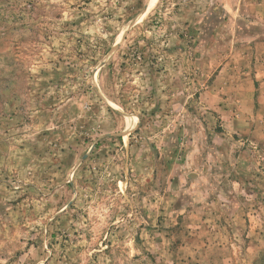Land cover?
<instances>
[{
  "label": "rangeland",
  "instance_id": "rangeland-1",
  "mask_svg": "<svg viewBox=\"0 0 264 264\" xmlns=\"http://www.w3.org/2000/svg\"><path fill=\"white\" fill-rule=\"evenodd\" d=\"M264 0H0V264H264Z\"/></svg>",
  "mask_w": 264,
  "mask_h": 264
},
{
  "label": "crops",
  "instance_id": "crops-1",
  "mask_svg": "<svg viewBox=\"0 0 264 264\" xmlns=\"http://www.w3.org/2000/svg\"><path fill=\"white\" fill-rule=\"evenodd\" d=\"M258 47H259V49L264 50V44L263 45H259ZM263 93H264V91H263Z\"/></svg>",
  "mask_w": 264,
  "mask_h": 264
}]
</instances>
